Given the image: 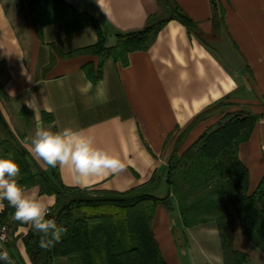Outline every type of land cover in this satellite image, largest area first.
<instances>
[{
    "label": "crops",
    "instance_id": "crops-1",
    "mask_svg": "<svg viewBox=\"0 0 264 264\" xmlns=\"http://www.w3.org/2000/svg\"><path fill=\"white\" fill-rule=\"evenodd\" d=\"M62 1L95 16L108 46L117 43V31L144 29L159 10L158 0ZM177 1L198 24L202 36L171 21L151 49L130 53L127 64L108 59L95 82L85 66L93 65L97 74V56L63 55L96 44L99 34L94 27L69 33L49 3H42L37 11L30 0H0V85L6 93L0 95V138L9 133L23 136L28 149L39 126L54 132L82 131L94 138L95 147L118 160L120 167L84 178L87 187L77 182L72 169L60 168L67 187L100 193L146 192L165 198L170 193L169 160L174 153L182 155L226 116L251 113L260 119L240 144L239 156L250 172V191L254 192L264 181V0ZM204 37L230 45L243 67L232 69ZM82 73L93 84L87 96L78 90L84 83ZM99 81L107 84L105 103L96 98ZM25 109L34 114L32 126L25 120ZM25 189L52 200L51 210L56 207V196L42 193L40 185ZM3 203L0 215L7 211V201ZM13 213L7 216L15 233L13 253L21 263L31 264L24 241L30 228L14 220ZM198 228L212 239L218 233L214 223L185 227L174 199L172 209L159 204L154 233L168 264H179V257L188 255L194 243L199 254L207 253ZM175 229L183 235L185 254L178 250ZM234 236L235 248L247 254L246 264H264V252L243 234L239 220ZM219 256L224 264L223 252ZM59 260L70 264L67 258L56 259L55 264ZM216 262L205 260V264Z\"/></svg>",
    "mask_w": 264,
    "mask_h": 264
},
{
    "label": "trees",
    "instance_id": "trees-1",
    "mask_svg": "<svg viewBox=\"0 0 264 264\" xmlns=\"http://www.w3.org/2000/svg\"><path fill=\"white\" fill-rule=\"evenodd\" d=\"M49 3L52 12L65 24L66 31L94 27L99 40L96 44L63 54L65 57L95 55L99 58L98 72L93 65L85 70L97 81L108 59L129 62V54L153 47L161 31L178 21L202 36L198 24L185 12L177 0H158L159 10L141 30L116 32L117 43L108 46L98 19L80 12L62 0H30L33 10ZM42 25L39 23V29ZM0 95L6 96L0 85ZM29 126L34 114L23 111ZM259 116L239 112L226 116L215 128L205 132L182 155L174 153L169 160L170 193L165 198L146 192H98L67 187L60 167L44 170L35 163L23 145V136L9 133L0 138V156L13 158L21 168L18 182L28 188L41 186V192L55 195L56 207L48 218L67 229L61 241L49 250L38 246L39 235L29 230L24 237L31 264H55L67 258L71 264H168L154 233L159 204L172 209L177 202L185 227L214 223L220 237L224 264H246L247 254L235 248V223L240 221L243 234L264 252V181L250 191V172L239 156L240 144L249 137ZM0 215L8 222V213ZM11 243L9 248L17 264Z\"/></svg>",
    "mask_w": 264,
    "mask_h": 264
},
{
    "label": "clouds",
    "instance_id": "clouds-1",
    "mask_svg": "<svg viewBox=\"0 0 264 264\" xmlns=\"http://www.w3.org/2000/svg\"><path fill=\"white\" fill-rule=\"evenodd\" d=\"M84 83L78 85L81 95L87 96L93 90V84L81 74ZM96 98L99 102L108 101L106 81L96 85ZM28 150L33 158L42 161L45 168L61 169L68 167L74 172L77 182L87 187L84 178L102 175L119 169V161L108 152L94 146V138L82 131L64 128L52 131L43 126L36 128L30 138ZM21 168L11 157H0V211L5 208L4 201L14 209L13 219L28 225L31 231L39 235L38 246L49 250L61 241L67 229L48 218L54 206L53 201L39 195L35 190L27 191L19 182ZM0 261L14 264L7 250L0 251Z\"/></svg>",
    "mask_w": 264,
    "mask_h": 264
},
{
    "label": "rangeland",
    "instance_id": "rangeland-1",
    "mask_svg": "<svg viewBox=\"0 0 264 264\" xmlns=\"http://www.w3.org/2000/svg\"><path fill=\"white\" fill-rule=\"evenodd\" d=\"M196 230H194L193 233H195ZM198 233H200L199 237L202 239L200 243H203V246L206 248L207 253L204 254H199V248H198V243H194L196 246L193 247L192 250H189V254L188 255H181L179 257V264H205V260H207V258H211V260L214 258L217 262V264H222V258L220 260V256L221 252H222V246H221V241H220V237L219 234L217 233L215 236H213L212 239L211 236L207 235V234H202V232L200 231V229L198 228ZM197 232V231H196ZM175 235H176V242H177V247L178 250L185 254L186 253V245H185V241L183 238V235L181 234V232L175 229ZM207 235V236H206ZM197 247V248H196ZM196 248V249H195ZM218 254V255H217ZM219 256V259L216 257ZM69 261V259H68ZM220 261V262H218ZM209 262V261H208ZM57 264H62L61 260H59V262H57ZM71 264V262H70ZM178 264V263H177Z\"/></svg>",
    "mask_w": 264,
    "mask_h": 264
},
{
    "label": "water",
    "instance_id": "water-1",
    "mask_svg": "<svg viewBox=\"0 0 264 264\" xmlns=\"http://www.w3.org/2000/svg\"><path fill=\"white\" fill-rule=\"evenodd\" d=\"M205 41L215 50H217L225 62L235 71L243 67V63L233 48L221 39H210L204 37Z\"/></svg>",
    "mask_w": 264,
    "mask_h": 264
},
{
    "label": "built area",
    "instance_id": "built-area-1",
    "mask_svg": "<svg viewBox=\"0 0 264 264\" xmlns=\"http://www.w3.org/2000/svg\"><path fill=\"white\" fill-rule=\"evenodd\" d=\"M14 238L15 233L11 223L9 221L6 223L0 221V251L7 250L9 257L14 264H17L9 248V245L14 241Z\"/></svg>",
    "mask_w": 264,
    "mask_h": 264
}]
</instances>
